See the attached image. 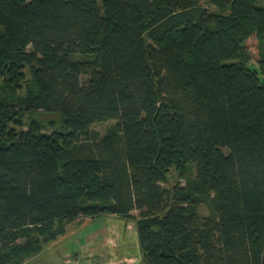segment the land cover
Listing matches in <instances>:
<instances>
[{
    "label": "trees",
    "instance_id": "trees-1",
    "mask_svg": "<svg viewBox=\"0 0 264 264\" xmlns=\"http://www.w3.org/2000/svg\"><path fill=\"white\" fill-rule=\"evenodd\" d=\"M256 1L0 0V77L35 84L15 104L0 94V264L40 252L55 222L108 213L136 221V264H264ZM38 110L66 130L23 128Z\"/></svg>",
    "mask_w": 264,
    "mask_h": 264
},
{
    "label": "rangeland",
    "instance_id": "rangeland-1",
    "mask_svg": "<svg viewBox=\"0 0 264 264\" xmlns=\"http://www.w3.org/2000/svg\"><path fill=\"white\" fill-rule=\"evenodd\" d=\"M201 3L212 12H217L216 5L210 0ZM256 3L264 7V0ZM230 13V9L227 11ZM251 48V58L247 66L256 70L264 82V39L248 42ZM87 79L86 76L83 78ZM35 92V84L31 77H27L18 86L8 83L0 77V94L6 103H16L20 97ZM23 128H28L32 121L42 126V131H65L61 114L42 110L26 113L22 118ZM9 123V122H8ZM116 123L107 119L96 122L92 130L100 136ZM10 127H15L10 121ZM20 129V127H16ZM228 152L227 149H225ZM195 174V165L189 164L185 170L176 166L170 168L162 181V185L172 189L177 184H184L188 177ZM200 214L209 215L207 204L200 205ZM137 215L139 212L135 210ZM64 228L65 232L54 239L43 240L42 250L26 257L20 264H136L143 259V252L138 240V227L134 219H125L117 214L108 213L100 217L81 216L72 221L55 222L53 230Z\"/></svg>",
    "mask_w": 264,
    "mask_h": 264
}]
</instances>
